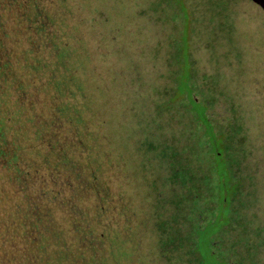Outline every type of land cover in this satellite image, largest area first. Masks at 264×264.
Returning <instances> with one entry per match:
<instances>
[{
  "label": "flooded vegetation",
  "instance_id": "af4514ba",
  "mask_svg": "<svg viewBox=\"0 0 264 264\" xmlns=\"http://www.w3.org/2000/svg\"><path fill=\"white\" fill-rule=\"evenodd\" d=\"M84 1L68 0L69 5L65 0H0V98H7L14 90L15 98L24 102L28 111L35 112L40 106L48 109L44 108L46 112L38 119L40 124V119H44L43 125L33 130V139L23 147L15 141L20 125L16 124L14 115L0 109V186L7 191L15 186L18 196L23 197L12 205L19 210L17 216L0 208V254L3 253L0 264H50L47 253L51 246H67L66 241L55 235L48 240L52 235L48 232L50 220L43 222L53 206L59 207L66 216L68 231L77 235L79 243L74 248L73 264H159L161 253L165 254L167 246L178 241V236L163 233L157 223L163 213H173L178 204L168 196L159 208L155 205L157 197L163 198L172 190L176 175L186 186L196 180L213 182L212 174H202V170L205 163L212 168L219 153L214 149L204 153L194 143L191 145L200 123L192 131L179 118L174 121L171 118L172 110L182 109L192 121L198 122L203 116H195L194 111L201 110L191 104L187 98L190 95L185 91L177 97L175 93L158 89L165 86L170 90L173 85L164 78L168 65L163 53L160 55L157 47L154 48L163 33H147L153 23L158 30L163 28L148 15V10L139 8L144 0H130L135 5L134 26L116 19L118 15L128 16L130 20L132 15L112 9L114 0H108L111 4L107 9L100 5L103 0H93L94 6L85 16L84 27L93 42L96 59L110 66L112 93L104 87L103 91L116 101L112 122L117 128L109 133L107 123L98 118L90 125L86 123L87 102L92 101V93L82 81L87 80V72V77L92 79L90 74L95 69L90 55L94 53L90 48L89 51L71 48L72 33L68 32L71 13L67 8L74 2L76 6L82 5ZM230 1L231 9L237 14L228 21L229 27L223 28L228 39L233 37L238 44L241 71L244 69L246 75H240L239 81L258 87L257 91L240 94V110L252 109L253 114L243 119L238 131L243 136L237 139L236 132L234 135L239 143L237 154L241 156L243 170L255 174L254 187L260 198L248 211L261 216L264 214V10L251 0ZM238 1L251 3L259 11L250 16L248 11L233 6ZM50 26L57 27L61 37V41L56 40V47L50 39ZM119 26L127 32L119 33ZM16 65L22 67V78L27 85L15 74ZM241 71L240 74L244 73ZM183 74L186 75L184 71ZM221 83L224 89L232 85L229 76ZM99 90L92 92L99 94ZM48 94L54 97L53 101L48 99ZM160 97H165L170 111L157 106L162 102L158 101ZM218 110L224 112V105H218ZM7 121L15 123V127L3 124ZM236 125L241 126L232 127ZM8 131L13 133L8 136ZM168 131L172 134L180 131L179 140L187 139V148L183 146L182 151L185 155L188 151V158L195 162L193 169L189 168L187 158L179 168L172 167L169 157H177L173 147L168 154L160 151ZM171 171L170 183L166 178ZM154 177L160 181L155 190L150 188ZM30 194H34L31 204L28 203ZM231 217H235L231 223L237 221L235 212ZM187 234L195 241L196 230L191 233L188 229ZM9 237L16 243L10 244ZM262 242L259 239V247ZM254 253L264 260L262 249Z\"/></svg>",
  "mask_w": 264,
  "mask_h": 264
},
{
  "label": "rangeland",
  "instance_id": "374dc122",
  "mask_svg": "<svg viewBox=\"0 0 264 264\" xmlns=\"http://www.w3.org/2000/svg\"><path fill=\"white\" fill-rule=\"evenodd\" d=\"M74 4L67 7L71 13L68 30L69 33H72L71 48L84 51H89L90 48V52L94 53V55H90L95 69V72L90 74L93 80L87 77V72V80L83 78L82 81L87 91L92 93V98H90L92 101L87 102L89 111L85 120L88 125L97 118L99 121H105L109 133H112L114 128H117V125L112 122V114L117 109L116 101L111 100V96L104 94L103 91L104 87L106 92L112 93L110 90L112 86L110 66H105L104 63L96 59L97 53L93 50V42L88 39L87 30L84 27L85 16L91 12L94 2L93 0H85L82 5L76 6ZM110 4L111 1L109 3L108 0L100 2V5L105 9ZM233 6L236 9L241 8L248 11L250 16H255L256 13L254 12L259 11L246 1L235 2ZM139 8L148 10V15L154 17L163 28V30H158L156 24L153 23L147 33L151 35L163 33V38L155 41L154 48L157 47L160 55L163 53L165 64L168 65L164 70L166 83L169 82L175 87L172 86L169 90L167 87L161 86L158 89L168 94L170 92L175 93L177 97L185 91V94L190 95V97L187 95V98L191 104L201 110L194 111L195 116H203L196 122L192 121V117L187 116L182 109L172 110V121L179 118L182 120V125H187L192 131L196 130L200 123L197 134H194L191 139V145L194 143L198 148H202L204 153H208L211 149L219 153L212 168L205 163L202 170V174L204 172L205 174H212V184H209L211 181L203 183L202 180H196L193 181V184L190 183L186 186L179 181L180 178L176 175L175 185L170 187L172 190L167 192L163 198L157 197L155 205L159 208L168 200V196L174 198L178 204L173 213H163L157 223L161 225L163 233L178 236V241L167 246V252L163 249L165 254L161 253V260L158 263L264 264L260 254L254 253L260 249L264 251V238H261L264 232V214L260 216L248 211L257 198L260 200L256 187H254L255 174H250L246 169L243 170L242 161H240L241 156L237 154L240 147L236 141V138L243 136V133L241 136L238 135L242 122L253 114L252 109L240 110L242 106L240 94L242 92L247 93V90L257 91L258 87H253L250 82L242 84L239 81L242 76L246 77V75L244 69L241 71V56L238 52L236 39L233 37L228 39L217 14L208 7H202L199 0H152L151 2L144 0ZM112 9H115L116 12L121 10L132 15L130 20H128V16L121 18L117 15L116 19L119 22L125 21L133 26L136 24V19L132 14L135 5L132 1L114 0ZM144 17L145 20L149 21L146 15ZM136 18L139 19V17ZM118 32H127V30L123 26H119ZM161 64L159 63V65ZM183 71L186 75L183 74ZM240 71L244 73L240 74ZM23 73L22 67L16 65L15 74L27 85V82L22 78ZM227 76L230 77L232 85L227 87L228 89H224L221 82L223 79L226 82ZM188 78L192 82L187 83ZM191 83L193 84L192 87H190ZM98 89H100L99 94L94 92V95L92 91H98ZM174 89L175 91H173ZM37 98L43 101L41 97L38 96ZM190 98H193L194 102ZM250 98L248 99L250 100ZM48 99L53 101L54 97L48 94ZM164 99L165 97H160L158 101L162 102L157 106L159 108L165 107L167 111H170L169 103ZM0 102L1 111L7 110L14 115L16 124L20 125L17 126L20 133H18V137L16 134L15 141H19L20 147L25 146L24 144L33 139V130L40 129L41 124L43 125L44 119H40L41 124L38 119L41 114L46 112L44 109L46 107L40 106L35 112L28 111L24 102L15 98L14 90L7 98L1 97ZM221 104L224 105V112L218 110V105ZM194 120L197 118L194 117ZM8 121L3 124L14 125L15 127V123ZM235 124H241V126L232 127ZM11 133L13 132L8 131V136ZM168 134L166 142L160 146V151L168 154L167 151H171L170 148L173 147L177 157L173 159L169 157L172 167L179 168L187 158L189 168L193 169L195 162L188 158V151L186 155L182 151L183 146L187 148V139L179 140L180 131L174 134L168 131ZM244 140H246L245 137ZM188 148H190V138L188 139ZM23 155L28 156L27 153H23ZM205 156L207 158L206 154ZM197 172L201 171L198 170ZM2 175L6 176L5 173ZM166 179L171 183L173 180L172 171ZM159 186V179L154 177L150 188L155 190ZM6 189L4 186H0V208H6V212H11L12 215L17 216L19 210L13 209L12 205L15 206L14 203L23 200V197L18 196L15 186H11L8 191ZM33 196L34 194L28 195L29 204H31ZM39 206L42 207V203ZM233 212L237 215V221L231 223L232 218L235 220V217H231ZM66 220V216L59 207L53 206L49 210L48 218L43 222V224L49 222L48 232L52 235L48 236V240L55 235L57 239L67 243L65 248H63V244L62 246L55 244L51 246L47 253V257L51 260L50 264H73L72 260L76 256L74 248L78 247L79 242L77 243L76 233L68 231ZM188 229L191 233L196 230L195 241L188 236ZM8 239L10 244L16 243L13 237ZM259 239L263 240L261 247H259ZM171 250L176 252L173 253ZM62 255H65L66 258L61 259ZM1 256L3 253L0 254ZM24 257L31 261L30 256L24 254Z\"/></svg>",
  "mask_w": 264,
  "mask_h": 264
},
{
  "label": "trees",
  "instance_id": "16d2710c",
  "mask_svg": "<svg viewBox=\"0 0 264 264\" xmlns=\"http://www.w3.org/2000/svg\"><path fill=\"white\" fill-rule=\"evenodd\" d=\"M65 2L68 3V0H65ZM199 3L201 5H204L205 7H208L210 10L216 13L217 17L222 23V26L229 27V25L227 24L228 21L231 20L233 15L237 14L236 10L231 9L232 3L230 0H199ZM221 17L223 18V21L221 20ZM50 27H51L50 39L52 40L53 46L56 47L58 44L56 40L61 41V37L58 35L57 27L55 26H50ZM58 60H59V55H58Z\"/></svg>",
  "mask_w": 264,
  "mask_h": 264
},
{
  "label": "water",
  "instance_id": "95a60500",
  "mask_svg": "<svg viewBox=\"0 0 264 264\" xmlns=\"http://www.w3.org/2000/svg\"><path fill=\"white\" fill-rule=\"evenodd\" d=\"M255 4H257L261 9L264 10V0H251Z\"/></svg>",
  "mask_w": 264,
  "mask_h": 264
}]
</instances>
